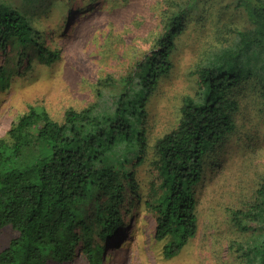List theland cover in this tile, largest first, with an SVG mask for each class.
<instances>
[{
    "label": "trees",
    "instance_id": "16d2710c",
    "mask_svg": "<svg viewBox=\"0 0 264 264\" xmlns=\"http://www.w3.org/2000/svg\"><path fill=\"white\" fill-rule=\"evenodd\" d=\"M34 1L0 0V49L10 46L20 63L35 47L51 64L60 50L44 44L25 9ZM235 1L251 26L237 30L233 42L198 69L197 96L185 98L177 127L154 145L147 107L187 27L182 8L165 16L144 60L119 79L101 81L107 89L100 87L97 102L68 108L61 121L44 106L30 105L11 125L0 138V227L16 235L0 251V264L68 262L80 244L89 264H103L106 241L125 225L128 199L141 197L137 168L149 156L145 205L155 217L156 237L167 240L164 257L181 253L198 233L194 187L206 160L238 129L241 103L234 88L250 82L264 98V0ZM12 74L0 65V88ZM229 219L245 236L231 245L240 264H264V179L246 207L230 209Z\"/></svg>",
    "mask_w": 264,
    "mask_h": 264
},
{
    "label": "rangeland",
    "instance_id": "374dc122",
    "mask_svg": "<svg viewBox=\"0 0 264 264\" xmlns=\"http://www.w3.org/2000/svg\"><path fill=\"white\" fill-rule=\"evenodd\" d=\"M235 0H37L25 5L43 42L60 50L49 64L35 47L20 63L10 46L0 49V65L13 69L0 88V138L30 105L44 106L61 121L68 108L81 110L99 100L101 81L119 79L151 53L169 11L183 9L186 29L176 38L173 66L148 103L150 146L177 127L186 97L200 88L198 69L215 52L232 43L237 30L251 22ZM100 82V83H99ZM120 86V80L115 81ZM110 89V87H109ZM108 89V90H109ZM241 103L237 131L205 163L202 180L194 187L199 228L181 253L164 257L166 239L156 237V220L145 205L149 159L137 168L141 197L126 203L125 225L106 241L103 264H240L231 245L245 239L230 222L232 208L252 201L264 179V98L252 83L234 88ZM16 231L0 227V251ZM98 238V237H96ZM89 264L83 245L68 262Z\"/></svg>",
    "mask_w": 264,
    "mask_h": 264
}]
</instances>
